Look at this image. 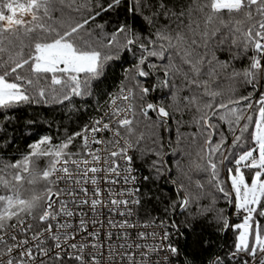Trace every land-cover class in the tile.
I'll return each instance as SVG.
<instances>
[{"label":"snow or ice","instance_id":"snow-or-ice-1","mask_svg":"<svg viewBox=\"0 0 264 264\" xmlns=\"http://www.w3.org/2000/svg\"><path fill=\"white\" fill-rule=\"evenodd\" d=\"M0 264H264V0H0Z\"/></svg>","mask_w":264,"mask_h":264},{"label":"trees","instance_id":"trees-1","mask_svg":"<svg viewBox=\"0 0 264 264\" xmlns=\"http://www.w3.org/2000/svg\"><path fill=\"white\" fill-rule=\"evenodd\" d=\"M218 56L220 59H224L225 55L223 53H218ZM237 66H241L240 62H237ZM121 74V69L119 67H117L115 69V72L113 74L112 77H110L109 79V86H111L113 80H115L116 77L120 76ZM220 82L222 85H226L227 81L224 79V77L222 76L220 78ZM56 108H61L62 106H54ZM89 112L92 114H96L93 112L92 108H89ZM20 116V124L19 126L16 127V131L15 132H10L9 135H13L16 137V139L18 140V147L21 151H23L24 146L26 141L29 138V135L31 134V130L34 129L35 131H39V132H43L45 130H48V123L47 122H51L54 118L56 119V121L59 123L60 122V117L63 116L64 120L63 123L64 124H69V120H68V114L66 111L63 110H59V111H54L53 108H49V107H44V106H37V105H33L31 107H28L26 110L22 111L19 113ZM35 118L36 120H38V123L35 125H28V120ZM188 117H186L187 119ZM73 121H75V117H73ZM52 131H54V129H52ZM186 131H194V129L192 128H188L186 129ZM187 143V141H186ZM153 193L154 196L158 195L160 197V200L162 202H166L168 197L172 196L174 197V192L173 189L170 185L168 184H164L161 183L158 187L153 189ZM153 208L154 211L157 215H162V208H163V203H157L155 202V200L153 201ZM179 219H183V217H178ZM196 229L197 231H200V225L197 224L196 225ZM204 235L205 237H209L211 236V238L214 241V245H223L224 241L219 237V236H215L212 235V230L210 228H206L204 230ZM188 239L191 240L192 237L190 234H188ZM190 245H189V249H190ZM216 250H219L218 248Z\"/></svg>","mask_w":264,"mask_h":264}]
</instances>
